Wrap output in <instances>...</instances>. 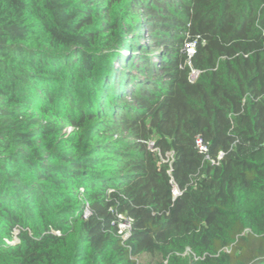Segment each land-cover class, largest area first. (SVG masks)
<instances>
[{
	"label": "trees",
	"instance_id": "trees-1",
	"mask_svg": "<svg viewBox=\"0 0 264 264\" xmlns=\"http://www.w3.org/2000/svg\"><path fill=\"white\" fill-rule=\"evenodd\" d=\"M146 256L264 264V0H0V264Z\"/></svg>",
	"mask_w": 264,
	"mask_h": 264
},
{
	"label": "built area",
	"instance_id": "built-area-1",
	"mask_svg": "<svg viewBox=\"0 0 264 264\" xmlns=\"http://www.w3.org/2000/svg\"><path fill=\"white\" fill-rule=\"evenodd\" d=\"M195 45H197L196 41L194 43L189 44L188 49H187L189 57L194 55L196 51L194 47ZM199 75H200V72L198 70H192V73H190V80L196 81ZM198 146L201 151L207 150V147L203 144L201 139H198ZM169 156L173 157L172 153L169 154ZM173 190H174L175 195H178L181 193L176 185L174 186ZM88 215H90V210L87 208L85 210V216H88ZM124 228H127V230H125ZM129 228H130V220L124 219V221L120 224V233H123L124 236L126 237L128 235Z\"/></svg>",
	"mask_w": 264,
	"mask_h": 264
},
{
	"label": "rangeland",
	"instance_id": "rangeland-1",
	"mask_svg": "<svg viewBox=\"0 0 264 264\" xmlns=\"http://www.w3.org/2000/svg\"><path fill=\"white\" fill-rule=\"evenodd\" d=\"M189 37H191V35H187V37H186L187 41L185 42V45H184V50H185V53H187V55H188L187 49H188L189 44L194 43L196 41V40H190ZM194 47H195V50H196V45ZM191 73H192V71H191ZM72 130H73L72 127H64L63 132L66 133V134H70ZM115 139L120 140V137L116 136ZM123 140L126 143H129L130 141H132V139L130 137H128L127 133L124 134V139ZM153 145H154L153 142L149 143V146L152 147ZM124 229L127 230V228H124ZM145 261L147 263H150V264H159L161 259L159 257L146 256L145 257Z\"/></svg>",
	"mask_w": 264,
	"mask_h": 264
}]
</instances>
